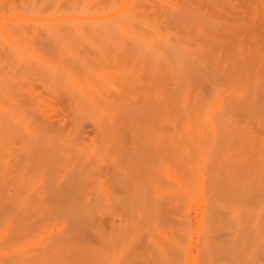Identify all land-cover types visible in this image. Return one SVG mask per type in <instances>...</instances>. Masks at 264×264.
Here are the masks:
<instances>
[{
    "label": "rangeland",
    "instance_id": "1",
    "mask_svg": "<svg viewBox=\"0 0 264 264\" xmlns=\"http://www.w3.org/2000/svg\"><path fill=\"white\" fill-rule=\"evenodd\" d=\"M0 264H264V0H0Z\"/></svg>",
    "mask_w": 264,
    "mask_h": 264
}]
</instances>
